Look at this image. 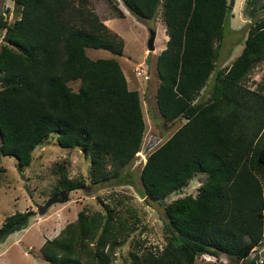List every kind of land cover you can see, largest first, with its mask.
Listing matches in <instances>:
<instances>
[{
	"label": "trees",
	"instance_id": "1",
	"mask_svg": "<svg viewBox=\"0 0 264 264\" xmlns=\"http://www.w3.org/2000/svg\"><path fill=\"white\" fill-rule=\"evenodd\" d=\"M121 1L145 20L160 8L168 40L156 59V107L166 123L184 120L147 156L141 196L161 202L196 174L206 175L196 195L164 205L163 248L131 251L125 264H195L199 254L243 264L264 237V94L241 84L264 59V19L249 23L242 51L215 71L214 43L224 36L228 0ZM17 3L19 18L0 20V155H12L19 168L28 166L32 150L56 133L61 147H82L92 164L104 155L118 167L128 164L141 145L144 121L139 92L128 88L115 58L124 40L86 0ZM86 48L115 57L91 59ZM213 73L208 98L198 101ZM70 81H79L77 90ZM118 177L115 172L101 179ZM73 188L82 186L66 187ZM34 214L26 209L5 216L0 242L25 229ZM102 219L99 212H78L41 244L42 257L50 264H111L123 240ZM248 264L264 259L253 257Z\"/></svg>",
	"mask_w": 264,
	"mask_h": 264
},
{
	"label": "rangeland",
	"instance_id": "2",
	"mask_svg": "<svg viewBox=\"0 0 264 264\" xmlns=\"http://www.w3.org/2000/svg\"><path fill=\"white\" fill-rule=\"evenodd\" d=\"M86 1L87 7L103 24L124 40L121 56L115 57L106 49H86V52L94 59L115 57L129 86L138 89L144 121L142 142L130 162L123 167L114 165L107 155L97 164H92L82 147H61L56 133H51L32 150L28 166L19 168L12 155H0V167L3 168L0 170V226L9 214L26 209L35 212L25 229L0 242V264H50L42 257L41 244L46 239L55 238L69 222L76 220L80 211L89 215L101 213L102 221L107 218L113 224V236L123 240L115 247L111 264L127 263L131 251L160 250L167 242L164 205L185 195H196L206 179L204 173L196 174L161 202L147 203L142 198L139 177L147 156L184 123L183 119L166 123L156 107L155 91L160 81L156 59L168 40L162 15L158 8L154 19L145 20L132 14L121 0ZM230 7L223 39L214 43L219 50L215 71L229 66L242 51L249 23L264 19V0H235ZM21 8L17 0H0V20L12 23L19 18ZM119 12L122 13L120 17ZM153 30L156 32L155 49L150 51L148 40ZM3 33L4 30H0V45ZM138 67L143 70V75L136 74ZM147 75L148 79L145 78ZM213 77L214 73L200 90L198 101L208 98ZM78 84L79 81L68 82L74 90ZM241 84L264 94V59L253 65ZM115 172H118V178L101 179L104 175L112 177ZM77 184L82 188L66 189ZM55 191H68V200L51 205L44 213H37V208L55 195ZM110 237L113 239L112 235ZM250 250L243 264H248L253 257L264 259V237ZM195 264L230 263L223 255L199 254Z\"/></svg>",
	"mask_w": 264,
	"mask_h": 264
},
{
	"label": "water",
	"instance_id": "3",
	"mask_svg": "<svg viewBox=\"0 0 264 264\" xmlns=\"http://www.w3.org/2000/svg\"><path fill=\"white\" fill-rule=\"evenodd\" d=\"M234 1L235 0H229V2H228L229 6H233ZM155 35H156V32L154 30L150 32V38L148 40V48H149L148 50H150V51L155 49V47H154ZM68 193H69L68 191H62L59 194L53 195L52 197H50V199H48L46 201V203L44 205H40L37 208V213H39V214L44 213L46 211V209L48 207H50L51 205H53L55 203H61V202L68 200Z\"/></svg>",
	"mask_w": 264,
	"mask_h": 264
},
{
	"label": "crops",
	"instance_id": "4",
	"mask_svg": "<svg viewBox=\"0 0 264 264\" xmlns=\"http://www.w3.org/2000/svg\"><path fill=\"white\" fill-rule=\"evenodd\" d=\"M167 37V39H168V35L166 36ZM86 49H93V48H86ZM86 51V50H85ZM122 52H123V50H122ZM86 54H87V52H86ZM91 58V57H90ZM99 58V57H98ZM91 59H94V58H91ZM95 59H97V58H95ZM122 69V68H121ZM123 71V70H122ZM124 73V72H123ZM126 78V77H125ZM128 79L126 78V82H127V86H128V88L129 89H135V90H137L138 91V89L137 88H135V87H130L129 86V84H128V81H127ZM139 92V91H138ZM156 101V100H155Z\"/></svg>",
	"mask_w": 264,
	"mask_h": 264
},
{
	"label": "built area",
	"instance_id": "5",
	"mask_svg": "<svg viewBox=\"0 0 264 264\" xmlns=\"http://www.w3.org/2000/svg\"><path fill=\"white\" fill-rule=\"evenodd\" d=\"M0 30H2V29H0ZM135 72L137 75H143L144 74L143 70L139 67L135 70ZM145 78L148 79V75L145 76Z\"/></svg>",
	"mask_w": 264,
	"mask_h": 264
}]
</instances>
